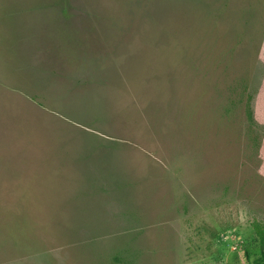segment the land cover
Wrapping results in <instances>:
<instances>
[{
  "label": "rangeland",
  "instance_id": "rangeland-1",
  "mask_svg": "<svg viewBox=\"0 0 264 264\" xmlns=\"http://www.w3.org/2000/svg\"><path fill=\"white\" fill-rule=\"evenodd\" d=\"M255 220L264 0H0V264H253Z\"/></svg>",
  "mask_w": 264,
  "mask_h": 264
},
{
  "label": "trees",
  "instance_id": "trees-1",
  "mask_svg": "<svg viewBox=\"0 0 264 264\" xmlns=\"http://www.w3.org/2000/svg\"><path fill=\"white\" fill-rule=\"evenodd\" d=\"M248 97L250 99L251 95H249ZM248 115L251 124H253V113L250 106H248ZM253 227L255 236L254 238L257 244L256 248L258 249V251L254 253H249L248 249H245V251L247 252V258L250 262L252 261L253 264H264V221L255 220L253 222ZM114 260L115 262H119L121 264H134L133 261L129 260L128 258L125 261H122L120 258L115 257Z\"/></svg>",
  "mask_w": 264,
  "mask_h": 264
}]
</instances>
